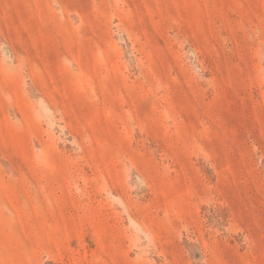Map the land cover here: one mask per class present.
<instances>
[{
    "label": "rangeland",
    "instance_id": "374dc122",
    "mask_svg": "<svg viewBox=\"0 0 264 264\" xmlns=\"http://www.w3.org/2000/svg\"><path fill=\"white\" fill-rule=\"evenodd\" d=\"M0 264H264V0H0Z\"/></svg>",
    "mask_w": 264,
    "mask_h": 264
}]
</instances>
